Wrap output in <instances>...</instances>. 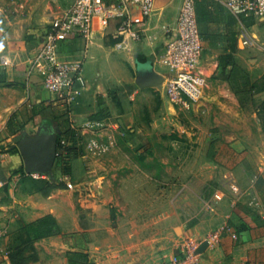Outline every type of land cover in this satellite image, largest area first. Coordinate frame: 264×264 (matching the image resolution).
Here are the masks:
<instances>
[{
	"label": "rangeland",
	"instance_id": "obj_1",
	"mask_svg": "<svg viewBox=\"0 0 264 264\" xmlns=\"http://www.w3.org/2000/svg\"><path fill=\"white\" fill-rule=\"evenodd\" d=\"M169 2L157 0L147 26L148 38L161 52L166 28L178 13ZM66 9L64 0H0V39L17 45L26 42L32 47V41H36L33 37ZM217 27V23L210 26L213 31ZM233 28L231 42L235 34L239 43L236 68L232 72L231 67H217L227 47L206 43L199 70V75L207 78L201 98L193 101L184 97L172 104L157 89V93L145 97L142 107H132L130 115L136 114V118L130 127L116 130L101 125L95 134L80 133L68 141L70 144L62 149L67 154L58 162L59 179H32L33 187L42 194L54 193L50 210L41 199L32 200V210L53 216L58 229L54 235L45 236L38 231L37 222L46 216L28 222L17 210L4 211L0 229L10 247L7 254L11 264H70L71 260L79 264L80 254L87 255L93 264H158L171 250V240L181 236L172 229L166 236L159 216L167 211L171 217L182 216L185 222L189 216H185L184 208L201 213L203 201L216 208V216L223 212V204L233 202L238 212L231 226L238 234L246 229L243 218L254 213L249 201L256 193L264 200V130L258 117L264 93L251 90L256 56L253 43L264 44V21L246 20L244 28L238 24ZM242 32L252 44L243 46ZM110 47L119 86L131 82L135 90L134 52L139 49L120 53L115 51V44ZM29 51L31 54L32 49ZM145 67L139 66L140 71ZM136 103L137 99L131 102ZM51 105L62 112L71 111L60 103ZM15 130L13 120L0 139L15 136L12 143L17 146ZM92 137L102 146L107 141L105 149L91 147ZM255 177L259 179L253 187ZM129 180L141 181L143 188L137 192L129 183L126 189ZM233 185L242 188V193L235 194ZM126 192L130 198L127 201ZM218 192L226 195L225 203L217 201ZM188 197L194 200L190 201L192 205L183 203ZM120 199V205H116ZM120 215L123 220H119ZM195 224L187 222L185 230ZM215 228L204 222L198 230L208 233Z\"/></svg>",
	"mask_w": 264,
	"mask_h": 264
},
{
	"label": "crops",
	"instance_id": "obj_2",
	"mask_svg": "<svg viewBox=\"0 0 264 264\" xmlns=\"http://www.w3.org/2000/svg\"><path fill=\"white\" fill-rule=\"evenodd\" d=\"M169 4L173 8L177 7L179 12L182 0H170ZM198 5L199 8L203 6L209 14V20L201 23L204 43H208L211 46H226L227 48L224 49L226 53L224 54L230 53L231 46L236 44L237 52L239 49L238 36L234 34V42H231L234 31L233 27L235 24H238L241 28H244L245 21L251 19L236 17L221 4L214 1L202 0ZM133 10L136 13L135 19L140 20L138 7H134ZM213 16L216 18L213 19ZM259 21L263 22L264 20ZM214 23L219 25L216 28L217 31H213L210 28ZM115 31V27L111 26L104 32H94L89 39L78 38L63 48V59L82 61L84 63L86 80L80 104L68 113L56 110V108L54 109L51 103L57 104L58 102L53 100L36 73L29 74L30 60L36 49V41H32L31 47L30 45L26 46V42L17 45L10 41L7 42L6 39H0V62L2 58H6L9 61V65L6 67L0 64V134L4 133L9 123L14 120L16 124L15 132L19 136L17 146L12 143L15 136H6L0 139V183L3 185V188L0 190V224H3L1 217L5 215L4 211L17 210L21 213L23 219L28 222L36 221L48 215L43 212L39 213L35 209L32 210V200L37 201L41 199L49 210L51 208L50 198L54 193L42 194L39 189H35V186L33 187L32 178L21 180L17 183L15 189H11L16 177L26 172L23 158L16 149L23 132L35 135L40 127L47 126L56 133L58 138L61 137L63 138L62 140L66 141L64 136L70 137L73 135L72 132H76L79 135L82 132V127L88 121L98 122L103 126L109 125L117 130L121 126H128L130 122L135 124L133 120L136 118V114L133 117L130 115L132 107L139 109L140 106L142 107L146 96L151 93H157V88L141 89L137 86L133 90L131 82L130 84H120L121 86H119L115 57L112 55L110 47V45L115 44L114 49L118 51L116 49V42L118 40L114 37ZM32 33L36 34L37 32L32 31ZM241 38L243 46L252 44L250 38L244 32H242ZM33 39L35 40L36 37L34 36ZM151 39L147 38L142 42H129L127 50L118 51L120 53L131 50L134 52L139 49L140 52H134L137 75L151 69H154L161 75L165 74V68L160 63L162 50L157 48V44L151 41ZM253 45L255 46L254 53L256 56L258 55L254 58L253 81L255 83L264 77V61L262 58L264 56V44H261V42L256 44L254 42ZM30 47L32 49L31 54V51H29L31 50ZM219 58L217 67H219ZM143 64H146V67L140 71L139 66ZM136 99L137 103L135 105L131 104ZM104 131L107 133L114 132L110 129H104ZM69 142L67 144H70ZM104 145L107 146V141ZM61 153L62 150L58 149V157L53 168L54 180L59 179L61 175L58 168V162L63 158L59 156ZM129 183L130 188L137 190V192L143 188L141 181L129 180L125 184L126 189ZM218 194L222 195L223 198L217 201L225 203L226 195L221 192H218ZM128 198L129 196L126 192L124 200L127 201ZM190 201L193 202L194 200L191 197L183 198L185 205H192ZM120 202L121 199L117 200L116 205H120ZM203 202L205 205L201 213L197 210L194 211L193 208H184L185 216H189L185 222L182 216L174 218L167 211L161 216L158 215L160 218L158 220L161 221L160 225L165 231L164 233L168 232L166 236L171 229L181 232V236H177L171 240L173 241V244L171 242V250L165 253L158 264H162L165 259L169 258L176 251V247L184 236L206 235L226 225L237 232L231 226V221L235 217L236 212H238L234 210L233 202L223 204V210L221 209L223 212L218 214L219 216H216L218 213L216 208L210 206L205 201ZM123 219L124 217L120 215L119 220ZM158 220L157 223L159 222ZM190 221H195L196 224L191 230L186 231L184 226ZM204 222L213 224L216 228L208 233L199 231L198 229L204 225ZM242 223L246 225V229L242 230L239 234L237 233L238 238L233 239L230 234H227L218 249H210L205 252L203 264H264V220L254 212L252 216L244 217ZM206 225L209 226L208 224ZM168 243L170 244V242ZM1 249L3 254L9 251L10 247L7 245L6 239H3ZM108 256L110 257L111 254H108ZM0 264H11V262L9 258L6 259L4 256L0 258ZM32 264L46 263L37 261Z\"/></svg>",
	"mask_w": 264,
	"mask_h": 264
},
{
	"label": "built area",
	"instance_id": "obj_3",
	"mask_svg": "<svg viewBox=\"0 0 264 264\" xmlns=\"http://www.w3.org/2000/svg\"><path fill=\"white\" fill-rule=\"evenodd\" d=\"M66 11L52 18L44 30L36 36V49L30 60L29 74L36 73L47 92L54 101L73 111L79 104L82 91L86 85L84 63L62 58L63 48L78 38L89 39L96 31H106L115 27L116 49L127 50L129 42H142L148 38L147 26L156 10V0H64ZM202 0H182L178 15L167 26L163 42V52L160 63L165 68L162 92L172 102L187 97L193 101L201 98L207 78L199 75L203 62L205 43L203 40L198 17V3ZM221 4L236 17L254 20H264V0H209ZM138 7L140 20L135 19L133 8ZM247 43V42H246ZM3 67L9 65L6 58H2ZM102 124L88 121L82 127L81 135L92 132ZM63 146L68 145L65 140ZM89 145L104 150L97 138H91ZM46 178L42 175L23 172L18 175L11 186L25 179ZM253 180V187L258 181ZM74 188L72 183L68 184ZM3 185L0 183V190ZM235 194L242 190L232 186ZM217 194L216 199L221 200ZM248 205L264 220V200L256 194ZM230 234L233 239L238 238L237 232L226 225L206 235L184 236L176 251L162 264H203L207 250L219 248L224 237ZM5 233L0 229V258H9L1 249ZM207 243L204 253L199 250Z\"/></svg>",
	"mask_w": 264,
	"mask_h": 264
},
{
	"label": "water",
	"instance_id": "obj_4",
	"mask_svg": "<svg viewBox=\"0 0 264 264\" xmlns=\"http://www.w3.org/2000/svg\"><path fill=\"white\" fill-rule=\"evenodd\" d=\"M163 83V75L154 69L139 73L136 78V84L141 89L157 88L162 91ZM58 146V136L47 126L40 127L35 135L23 132L18 148L26 173L54 180L53 168L58 157ZM207 247V243H204L199 251L204 253Z\"/></svg>",
	"mask_w": 264,
	"mask_h": 264
},
{
	"label": "trees",
	"instance_id": "obj_5",
	"mask_svg": "<svg viewBox=\"0 0 264 264\" xmlns=\"http://www.w3.org/2000/svg\"><path fill=\"white\" fill-rule=\"evenodd\" d=\"M198 17H199L200 27H201V23H205L209 20V14L203 6H200L199 8V5H198ZM230 51H231L230 53L224 54L219 58V68L222 70H225L226 68L231 67L232 72H233L236 68L235 58H234V54L236 53V44L231 46ZM228 78L230 79L231 75ZM252 89L256 90L257 93H264V81L260 80L258 82L251 84V90ZM258 117L261 121L263 130H264V103L262 104L261 110L258 112ZM72 134L73 135L70 137L64 136L65 137L64 139H66V142H68L69 140L71 141V139H74V137L78 135L76 132H72ZM62 139L63 138L61 137L58 138V144H59L58 149L59 150L66 148V146H63L61 143L63 141ZM64 151L65 150H62V153L59 155L60 157H65L67 153H65L66 151L65 152ZM68 151H70V149H68ZM17 152L19 153V150H17ZM37 224L39 225L38 231H41L42 235H45V236L54 235L56 233V230L58 229L55 218L50 215L40 219L37 222ZM78 257L82 259V262L79 264H93L87 255L80 254ZM70 264H77V263L71 260Z\"/></svg>",
	"mask_w": 264,
	"mask_h": 264
}]
</instances>
